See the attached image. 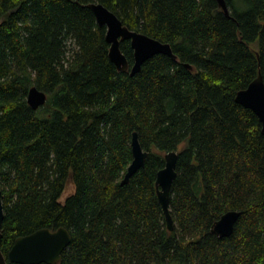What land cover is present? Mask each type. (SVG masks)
<instances>
[{
	"label": "trees",
	"instance_id": "trees-1",
	"mask_svg": "<svg viewBox=\"0 0 264 264\" xmlns=\"http://www.w3.org/2000/svg\"><path fill=\"white\" fill-rule=\"evenodd\" d=\"M91 2L162 42L134 75ZM0 0V250L65 227L56 264H264V135L235 100L264 81V0ZM129 67L133 49L120 42ZM35 86L46 94L33 109ZM136 132L144 166L121 183ZM177 152L169 230L156 193ZM229 210V236L212 233ZM17 264V263H8ZM46 264V263H40Z\"/></svg>",
	"mask_w": 264,
	"mask_h": 264
},
{
	"label": "water",
	"instance_id": "water-1",
	"mask_svg": "<svg viewBox=\"0 0 264 264\" xmlns=\"http://www.w3.org/2000/svg\"><path fill=\"white\" fill-rule=\"evenodd\" d=\"M222 11L229 15L225 0H217ZM93 12L96 22L105 26V39L109 43L108 56L118 70H127L134 75L141 68L142 63L157 53H163L176 58L169 43L152 38L137 30H132L122 23L118 16L102 3L91 2L87 5ZM130 41L133 49V63L129 67L128 60L120 49V42ZM46 100V94L32 86L27 93V102L36 109ZM235 100L242 106L251 109L261 123V132L264 135V81L257 75L245 88L236 92ZM132 160L127 167L121 183H127L130 176L144 166L148 155L138 140L136 132L131 137ZM1 151V148H0ZM177 152L169 151L164 154V166L156 174V193L158 201L165 215L169 230L173 228V221L169 211V196L173 180L176 177ZM3 193L0 186V238L1 226L4 217ZM239 216V211L229 210L217 219L211 229L219 237L229 236ZM71 235L67 228L58 227L39 228L29 234L17 237L5 256L0 250V264H56L61 258L62 251L69 245Z\"/></svg>",
	"mask_w": 264,
	"mask_h": 264
}]
</instances>
